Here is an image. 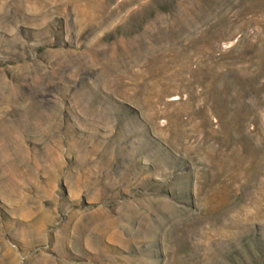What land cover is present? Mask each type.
<instances>
[{
  "label": "rangeland",
  "instance_id": "1",
  "mask_svg": "<svg viewBox=\"0 0 264 264\" xmlns=\"http://www.w3.org/2000/svg\"><path fill=\"white\" fill-rule=\"evenodd\" d=\"M0 264H264V0H0Z\"/></svg>",
  "mask_w": 264,
  "mask_h": 264
}]
</instances>
